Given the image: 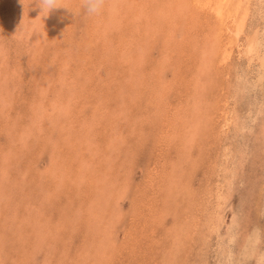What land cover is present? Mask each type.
I'll return each mask as SVG.
<instances>
[{
    "label": "rangeland",
    "instance_id": "374dc122",
    "mask_svg": "<svg viewBox=\"0 0 264 264\" xmlns=\"http://www.w3.org/2000/svg\"><path fill=\"white\" fill-rule=\"evenodd\" d=\"M29 1L0 0V264H238L246 253L249 258L245 264H257L258 259L264 264V111L255 112L264 91L257 85L253 90H243L244 93L237 88L234 71L238 61L246 63V56L236 49L235 37L227 24L223 25L212 10L204 7L205 0H104L105 9L102 7L96 14L85 10L83 0H57L56 12L51 9L48 13L53 12L46 17V12L37 6L39 0ZM256 1L229 0L225 8L232 18L236 15L244 19L248 28L243 37L262 22L264 1ZM161 8L168 9V24L165 17L164 21L154 18ZM202 43L211 51L202 49ZM78 45L80 48L73 51ZM201 52L210 60L203 59ZM224 53L232 57L227 65L222 61ZM203 63L206 67L202 71ZM178 77L183 81H178ZM200 82L203 85L197 84ZM166 85L172 86L170 90ZM236 122L244 126L239 135L234 131ZM240 139L248 142L245 140L244 144ZM157 143L162 147L160 151ZM223 147L233 149V155L228 157L231 163L238 162L241 156L237 175L243 174L239 176L243 183L238 185L240 179H235V188L226 202L219 196V182L225 176L224 165L231 163L225 158ZM180 192L182 196H178ZM205 197L207 202L203 201ZM255 231L260 235V243L251 250L249 241L254 239ZM225 248L234 252L226 259Z\"/></svg>",
    "mask_w": 264,
    "mask_h": 264
},
{
    "label": "bare ground",
    "instance_id": "6f19581e",
    "mask_svg": "<svg viewBox=\"0 0 264 264\" xmlns=\"http://www.w3.org/2000/svg\"><path fill=\"white\" fill-rule=\"evenodd\" d=\"M27 1H29V0H27ZM60 1V0H59ZM148 1V0H147ZM264 1V0H263ZM7 2V1H6ZM29 2H31V1H29ZM28 2V3H29ZM33 2V1H32ZM203 2H205L204 3V7L206 8V7H208L209 8V10H212L214 13H215V16H217L220 20H222V24L223 25H225L224 23H226L227 24V26H228V28H229V31H230V33L232 34V35H234V37H235V46L237 47L236 49L237 50H239V52H241V55L242 54H245V56H246V63L244 64V65H242L241 64V61H238V63H237V61L235 62V63H237V68L235 69V76L238 78L237 79V84H239V85H237V88L240 90V91H242L243 92V90H247V91H249V89L250 88H252V90H253V88H254V86L256 87V85L257 86H259L263 91H264V11H263V14L262 13H259V14H262V16H261V21L262 22H260L259 24L257 23V27H256V29L254 28V31H252L250 34H249V32H248V34L245 36V37H243V35H245L244 33V31L248 28H245V25H244V19H238V18H236V15H233V18H232V15H230L229 16V14H227L226 12H225V8H227V6H228V2H229V0H205V1H203ZM241 2V1H240ZM245 2V1H244ZM260 2V1H259ZM23 3V2H22ZM26 3V2H25ZM28 3H26V4H28ZM37 3H39V2H37ZM58 3V2H57ZM161 3V2H160ZM238 3V2H237ZM258 3V0L256 1V4ZM33 4V3H32ZM260 4H261V2H260ZM10 5H12V4H10ZM38 5H40V4H37V6ZM59 5V4H58ZM141 5V4H140ZM154 5V4H153ZM157 5V4H156ZM168 6H169V4H167ZM247 5V4H246ZM17 6V5H16ZM116 6V5H115ZM134 6V5H133ZM133 6H130L129 8H132ZM148 6V5H147ZM165 6V5H164ZM236 6V5H235ZM239 4L235 7L236 8V10L235 11H237L238 10V8H239ZM254 6V5H253ZM252 6V7H253ZM259 6V5H258ZM257 5L255 6V7H258ZM261 6V5H260ZM28 7V6H27ZM29 7H30V5H29ZM34 7V6H33ZM135 7H137V6H135ZM134 7V8H135ZM155 7V6H154ZM162 7V6H161ZM254 7V8H255ZM41 8V7H40ZM40 8H38L39 9V11H40ZM149 8V7H148ZM234 8V9H235ZM263 9H264V7H262ZM261 8V9H262ZM102 9V8H101ZM105 9V7H103V10ZM113 9H115V8H113ZM136 9V8H135ZM261 9H259V10H261ZM262 9V10H263ZM51 10V9H50ZM52 10L53 11H55L56 12V9L54 10V8H52ZM76 10V9H75ZM153 10V9H152ZM168 10V9H167ZM167 10H165L164 8L162 9L161 8V10H160V12L158 13V15H157V17H154L155 19H159V18H161L162 20L164 19V17L165 18H167L166 19V21H167V24H168V21H169V17H168V13H167ZM175 10V9H174ZM261 10V11H262ZM53 11H50V13L51 12H53ZM101 11V10H100ZM120 11V10H119ZM139 11H140V9H139ZM142 11V10H141ZM250 11V10H249ZM258 11V10H257ZM256 11V12H257ZM44 12H46V11H44ZM43 12V13H44ZM103 12H105V11H103ZM102 12V13H103ZM114 12V11H113ZM246 12V11H245ZM244 12V13H245ZM50 13H48V14H50ZM141 13V12H140ZM254 13H255V11H254ZM25 14V13H24ZM53 14V13H52ZM138 14V13H137ZM149 14V13H148ZM154 14V13H153ZM240 14V13H239ZM248 14H249V12H248ZM46 15H47V12H46V14H45V17H46ZM117 15V14H116ZM141 15V14H140ZM243 15H245V14H243ZM243 15H240V16H243ZM33 16V15H32ZM51 16V18L53 17L52 15H50ZM50 16H47V17H50ZM115 16V15H114ZM259 16V15H258ZM35 17H36V14H35ZM113 17V16H112ZM147 17H149V16H147ZM163 17V18H162ZM244 17V16H243ZM242 17V18H243ZM254 17V16H253ZM260 17V16H259ZM33 18V17H32ZM114 18V17H113ZM134 18V17H133ZM153 18V19H154ZM230 18H232V20L230 19ZM245 18V17H244ZM29 19H31V18H29ZM38 19V18H37ZM37 19H35V20H37ZM48 19V18H47ZM56 19V18H55ZM135 19V18H134ZM143 19V21H144V18H142ZM150 19V18H149ZM154 19V20H155ZM254 18H252V20H253ZM260 19V18H259ZM34 20V19H33ZM50 20V19H49ZM54 20V19H53ZM59 20V19H58ZM136 21H139V19L137 20V19H135ZM255 21H256V19H254ZM30 21V20H29ZM51 21V20H50ZM55 21V20H54ZM159 21V20H158ZM164 21V20H163ZM231 21V22H230ZM251 21V20H250ZM249 21V22H250ZM52 22V21H51ZM51 22H49V23H51ZM160 22V21H159ZM252 22V21H251ZM254 22V21H253ZM56 23V22H55ZM55 23H53L52 22V25L54 24L55 25ZM136 23H138V22H136ZM158 23V22H157ZM164 23V22H163ZM163 23H161V24H163ZM229 23H231L230 25H229ZM233 23V24H232ZM256 23V22H255ZM30 24H32V23H30ZM141 24V23H140ZM150 24V23H149ZM196 24V23H195ZM247 24V23H246ZM23 25V24H22ZM25 25V24H24ZM29 25V24H28ZM44 25V24H43ZM143 26H144V24H142ZM247 25H249V24H247ZM42 26V25H41ZM141 26V25H140ZM253 26V25H252ZM256 26V25H255ZM36 27V26H35ZM53 27V26H52ZM56 26H54V28H55ZM98 27V26H97ZM43 28H44V26H43ZM119 28V27H118ZM134 28H136L135 26H134ZM161 28V27H160ZM99 29H101V27L99 28ZM123 29V28H122ZM260 29V30H259ZM103 30V29H102ZM111 30V29H110ZM115 30H116V28H115ZM137 30H138V28H137ZM198 30V29H197ZM220 30V29H219ZM251 30V29H250ZM249 30V31H250ZM25 31V30H24ZM104 31H106V29L104 30ZM107 31H108V29H107ZM217 31V30H216ZM124 32V31H123ZM140 32V31H139ZM204 32V31H203ZM37 33V32H36ZM89 33V32H88ZM97 33V32H96ZM128 33H130V32H128ZM154 33V32H153ZM16 34V33H15ZM94 34V33H93ZM104 34V33H103ZM140 34V33H139ZM144 34H146V33H144ZM107 35H109L110 36V34L107 32ZM106 35V36H107ZM149 35V34H148ZM91 36V35H90ZM93 36H95V35H93ZM112 36V35H111ZM117 36H119V35H117ZM213 36V35H212ZM103 37V36H102ZM115 37V36H114ZM139 37V36H138ZM147 37V36H146ZM193 37V36H192ZM229 37V36H228ZM133 38V37H132ZM140 38V37H139ZM219 38V37H218ZM89 39V38H88ZM94 39H96V38H94ZM105 39V38H104ZM115 39V38H114ZM120 39V38H119ZM134 39V38H133ZM142 39V38H141ZM19 40V39H18ZM99 40H100V38L98 39V42H99ZM115 40H117V39H115ZM127 40H129L128 38H126V41L125 42H127ZM243 40V41H242ZM89 41V40H88ZM199 41V40H198ZM82 42H83V40H82ZM90 42V41H89ZM88 42V43H89ZM95 42V41H94ZM97 42V41H96ZM112 42V41H111ZM131 42V41H130ZM183 42V41H182ZM201 42V41H200ZM204 42V41H203ZM232 42V41H231ZM114 43V42H113ZM112 43V44H113ZM117 43V42H116ZM120 43H122V42H119V48L121 49V46H120ZM194 43V42H193ZM196 43V42H195ZM81 44V43H80ZM83 44L84 43H82V46H83ZM85 44H87V42H85ZM96 44V43H95ZM104 44H106L105 42H104ZM103 44V45H104ZM88 45V44H87ZM90 45V44H89ZM102 45V46H103ZM115 45V44H114ZM125 45V44H124ZM202 46V49H204V50H210L211 51V47H208V46H206L205 44L203 45V43L201 44ZM231 45V44H230ZM81 46V45H80ZM86 46V45H85ZM97 46H99V45H97ZM111 46H113V45H111ZM110 46V47H111ZM126 46V45H125ZM204 46V47H203ZM234 46V45H233ZM78 47H79V45L77 46V48L75 47V49H72L73 51L74 50H76V49H78ZM91 46H89V48H90ZM107 47V46H106ZM113 47H115V46H113ZM129 47V46H128ZM72 48V47H71ZM80 48V47H79ZM88 48V49H89ZM119 48L117 49V50H119ZM123 48V47H122ZM85 49V48H84ZM111 49V48H110ZM115 49H116V47H115ZM126 49V48H125ZM183 49H186V48H183ZM198 49H201L200 47L198 48ZM1 50V49H0ZM107 50V49H106ZM105 50V51H106ZM111 50H113V49H111ZM128 50H129V48H128ZM131 50V49H130ZM72 51V52H73ZM90 51V50H89ZM101 51V50H100ZM110 51V50H109ZM113 51H115V50H113ZM121 51V50H120ZM183 51V50H182ZM191 51V50H190ZM205 51V52H206ZM210 51H208V52H210ZM2 52V51H1ZM82 52V51H81ZM84 52V51H83ZM96 52V51H95ZM99 52V51H98ZM97 52V53H98ZM118 52V51H117ZM195 52V51H194ZM78 53V52H77ZM88 53V52H87ZM101 53V52H100ZM105 53V52H104ZM185 53H187V52H185ZM197 53V52H196ZM118 54V53H117ZM138 54H140V53H138ZM229 54V53H228ZM236 54H237V52H236ZM86 55V54H85ZM88 55V54H87ZM103 55V54H102ZM201 55H203L202 54V52H201ZM200 55V56H201ZM239 55V54H238ZM74 56V55H73ZM114 56V55H113ZM126 56V55H125ZM188 56V55H187ZM207 56H210L211 57V55L210 54H207ZM237 56V55H236ZM60 57V56H59ZM206 57V56H205ZM65 58V57H64ZM71 58V57H70ZM75 58V57H74ZM119 58V57H118ZM207 58H209V57H207ZM229 58L230 57H228V55H227V53H224V55H223V57H222V61L223 62H230V60H229ZM232 58V57H231ZM230 58V59H231ZM2 59V58H1ZM55 59V58H54ZM61 59V58H60ZM116 59V58H115ZM203 59H205L204 58V55H203ZM82 60H83V58H82ZM120 60V59H119ZM205 60H210V59H205ZM239 60V59H238ZM1 61V60H0ZM74 61V60H73ZM84 62V61H83ZM106 62V61H105ZM109 62V61H108ZM104 63V62H103ZM102 63V64H103ZM206 63H208V62H206ZM214 63V62H213ZM220 63H221V61H220ZM2 64V63H1ZM107 64V63H106ZM117 64V63H116ZM187 64H189V63H187ZM218 64H219V62H218ZM75 65V64H74ZM78 65H79V63H78ZM97 65V64H96ZM104 65V64H103ZM201 65V64H200ZM208 65V64H207ZM224 65V64H223ZM226 65H227V63H226ZM232 65H234V64H232ZM203 66H205L204 65V63L202 64V66H201V68L203 67ZM216 66V65H215ZM81 67V66H80ZM85 67V66H84ZM200 67V66H199ZM206 67V66H205ZM205 67H204V70H205ZM211 67V66H210ZM223 67H225V65L223 66ZM4 68H5V66H4ZM66 68V67H65ZM108 68V67H107ZM187 68H188V66H187ZM194 68H195V66H194ZM219 68V67H218ZM72 69V68H71ZM104 69V68H103ZM193 69V68H192ZM207 69H209V68H207ZM224 69H226V68H224ZM78 70V69H77ZM85 70V69H84ZM134 70V69H133ZM137 70V69H136ZM139 70V69H138ZM213 70V69H212ZM218 70V69H217ZM64 71H66V70H64ZM68 71V70H67ZM66 71V72H67ZM79 71V70H78ZM104 71V70H103ZM191 72H192V70H190ZM189 71V72H190ZM193 71H195L196 72V69L194 70L193 69ZM202 71H203V68H202ZM220 71V70H219ZM77 72V71H76ZM81 72V71H80ZM91 72V71H90ZM189 72H186L187 74L189 73ZM195 72H193V73H195ZM70 73H72V72H70ZM136 73V72H135ZM184 73V72H183ZM229 73H231L230 71H229ZM7 74V73H6ZM9 74V73H8ZM61 74V73H60ZM83 74V73H82ZM89 74V73H88ZM198 74V73H197ZM197 74H195V75H197ZM224 74H226V73H224ZM234 74V73H233ZM5 75V74H4ZM50 75V74H49ZM70 75V74H69ZM77 75H79V74H77ZM80 75H81V73H80ZM90 75V74H89ZM107 75V74H106ZM132 75H134V74H132ZM138 75V74H137ZM184 75V74H183ZM194 75V74H193ZM191 76V77H193L194 78V76ZM53 76V75H52ZM52 76H50V77H52ZM61 76V75H60ZM73 76V75H72ZM72 76H71V78H72ZM75 76V75H74ZM102 76V75H101ZM109 76V75H108ZM139 76V75H138ZM188 76V75H187ZM200 76V75H199ZM198 76V77H199ZM205 76V75H204ZM219 76V75H218ZM230 76V75H229ZM234 76V75H233ZM10 77V76H9ZM64 77V76H63ZM68 77V76H67ZM66 77V78H67ZM80 77V76H79ZM82 77V76H81ZM185 77V76H184ZM201 77V76H200ZM199 77V78H200ZM0 78H2V77H0ZM65 78V77H64ZM102 78V77H101ZM105 78V77H104ZM179 79H180V77H178ZM193 78H192V80H193ZM196 78V77H195ZM203 78V77H202ZM212 78V77H211ZM217 78V77H216ZM53 79V78H52ZM77 79H79L78 78V76H77ZM76 78H75V80L76 81H78ZM93 79V78H92ZM156 79V78H155ZM184 79V78H183ZM183 79L181 78L180 80H178V81H183ZM50 80H51V78H50ZM58 80V79H57ZM60 80H61V78H60ZM60 80H58V81H60ZM68 80V79H67ZM81 80V79H80ZM105 80V79H104ZM108 80V79H107ZM109 80H110V77H109ZM177 80V79H176ZM187 80V79H186ZM196 80H197V78H196ZM196 80H195V83H196ZM199 80V79H198ZM201 80V79H200ZM203 80H205L204 78H203ZM209 80H211V79H209ZM229 80H230V78H229ZM53 81V80H52ZM65 81H66V79H65ZM75 81V82H76ZM178 81H177V83H178ZM181 81V82H182ZM205 81H207V80H205ZM212 81H214L213 80V78H212ZM225 81V80H224ZM54 82V81H53ZM74 82V81H73ZM73 82L71 83V84H73ZM184 82H186L187 83V81H184ZM203 83H204V81H202ZM202 82H200V83H197V84H201ZM211 82V81H210ZM232 82V81H231ZM55 83V82H54ZM79 83H80V81H79ZM82 83V82H81ZM157 84H158V82H156ZM176 83V82H175ZM185 83V84H186ZM189 83H190V81H189ZM203 83H202V85H203ZM221 83V82H220ZM224 83H226V82H224ZM3 84V83H2ZM59 84V83H58ZM76 84V83H75ZM74 84V85H75ZM164 84V83H163ZM170 84V83H169ZM218 84V83H217ZM216 84V85H217ZM229 84V83H228ZM236 84V83H235ZM263 84V85H262ZM65 85V84H64ZM79 85V84H78ZM172 85V84H171ZM170 85V86H171ZM174 85V84H173ZM172 85V86H173ZM179 85H181L180 83H179ZM37 86H39V85H37ZM51 87H52V85H50ZM56 86H58V85H56ZM72 86V85H71ZM167 86V85H166ZM166 86H165V88H166ZM171 86V87H172ZM182 86V85H181ZM205 86V85H204ZM203 86V87H204ZM212 86V85H211ZM218 86V85H217ZM231 86H233V85H231ZM0 87H2V85H0ZM9 87V86H8ZM13 87H14V85H13ZM16 87V86H15ZM14 87V88H15ZM59 87V86H58ZM65 87V86H64ZM97 87H98V85H97ZM171 87H168L167 86V88H169V90H170V88ZM180 87V86H179ZM179 87H175L176 89L177 88H179ZM190 87V86H189ZM195 87V86H194ZM209 87V86H208ZM236 87V86H235ZM235 87H234V89H235ZM36 88V87H35ZM44 88H46V87H44ZM56 88V87H55ZM60 88V87H59ZM70 88V87H69ZM80 88H82L81 86L79 87V89ZM84 88V87H83ZM187 88V87H186ZM206 88V87H205ZM220 88V87H219ZM222 88V87H221ZM229 88V87H228ZM38 89V88H37ZM40 89V88H39ZM85 89V88H84ZM89 89V88H88ZM150 89V88H149ZM153 89V88H152ZM159 89V88H158ZM193 89V88H192ZM197 89V88H196ZM213 89V88H212ZM222 89H224V88H222ZM227 89V88H226ZM232 89V88H231ZM1 90V89H0ZM19 90V89H18ZM45 90V89H44ZM43 90V91H44ZM52 90V89H51ZM153 90H155V89H153ZM163 90V89H162ZM183 90V89H182ZM187 90H188V88H187ZM201 90V89H200ZM216 90V89H215ZM228 90V89H227ZM251 90V91H252ZM8 91V90H7ZM38 91V90H37ZM55 91V90H54ZM57 91V90H56ZM69 91H70V89H69ZM134 91V90H133ZM150 91V90H149ZM148 91V92H149ZM164 91V90H163ZM168 91V90H167ZM166 90H165V92H167ZM185 91V90H184ZM219 91H220V89H219ZM229 91V90H228ZM235 91V90H234ZM237 91V90H236ZM63 92V91H62ZM70 92H72V90L70 91ZM75 92V91H74ZM73 92V93H74ZM78 92H80V91H78ZM90 92V91H89ZM104 92H106V91H104ZM147 92V93H148ZM159 92H160V90H159ZM162 92V91H161ZM180 92V91H179ZM195 92V91H194ZM196 92H198L199 93V89H197V91ZM196 92H195V94L194 95H196ZM202 92H205L203 89H202ZM201 92V96H202V93ZM3 93H4V91H3ZM23 93V92H22ZM38 93V92H37ZM42 93V92H41ZM44 93H46V92H44ZM52 93V92H51ZM140 93V92H139ZM182 93V92H181ZM184 93V92H183ZM182 93V94H183ZM192 93H193V91H192ZM211 93V92H210ZM219 93V92H218ZM224 93V92H223ZM244 93V92H243ZM6 94V93H5ZM4 94V95H5ZM31 94V93H30ZM43 94V93H42ZM58 94V93H57ZM69 94V93H68ZM76 94V93H75ZM135 94V93H134ZM133 94V95H134ZM138 94V93H137ZM136 94V95H137ZM142 94V93H141ZM156 94V93H155ZM162 94V93H161ZM163 94H165L164 92H163ZM162 94V95H163ZM181 94V95H182ZM185 94V93H184ZM191 94V93H190ZM205 94V93H204ZM208 94V93H207ZM206 94V95H207ZM228 94V93H227ZM226 94V95H227ZM234 94V93H233ZM246 94H248V93H246ZM28 95V94H27ZM59 95V94H58ZM71 95V94H70ZM108 95V94H107ZM140 95V94H139ZM146 95V94H145ZM151 95V94H150ZM160 95V94H159ZM158 95V96H159ZM178 95V94H177ZM186 95V94H185ZM194 95H192V96H194ZM212 95V94H211ZM214 95V94H213ZM236 95V94H235ZM11 96V95H10ZM41 96V95H40ZM60 96V95H59ZM65 96V95H64ZM73 96V95H72ZM71 96V97H72ZM81 96V95H80ZM93 96H94V94H93ZM138 96V95H137ZM153 96H154V94H153ZM152 96V97H153ZM166 96V95H165ZM197 96V95H196ZM209 95H207V97H208ZM240 96V95H239ZM245 96V95H244ZM35 97V96H34ZM55 97V96H54ZM82 97H84V96H82ZM87 97V96H86ZM102 97V96H101ZM105 97V96H104ZM133 97V96H132ZM203 97H204V95H203ZM217 97V96H216ZM226 97V96H225ZM257 97V96H256ZM8 98V97H7ZM37 98H38V95H37ZM106 98V97H105ZM134 98H136V97H134ZM187 99H188V96L186 97ZM191 98V97H190ZM222 98V97H221ZM236 98V97H235ZM240 98V97H239ZM242 98V97H241ZM246 98H247V96H246ZM258 98V97H257ZM9 99V98H8ZM39 99V98H38ZM82 99V98H81ZM84 99V98H83ZM87 99V98H86ZM167 99V98H166ZM185 99V98H184ZM183 99V100H184ZM198 99V98H197ZM206 99V98H205ZM248 99V98H247ZM249 99H250V97H249ZM254 99V98H253ZM261 99V98H260ZM46 100V99H45ZM60 100V99H59ZM75 100V99H74ZM139 100V99H138ZM150 100V99H149ZM189 100V99H188ZM188 100H186V101H188ZM191 100V99H190ZM207 100V99H206ZM212 100H214V99H212ZM221 100V99H220ZM226 100V99H225ZM225 100H224V102H225ZM48 101V100H47ZM87 101V100H86ZM103 101V100H102ZM101 101V102H102ZM167 102H168V100H166ZM195 101V100H194ZM222 101V100H221ZM236 101V100H235ZM234 101V102H235ZM259 101V100H258ZM5 102V101H4ZM63 102V101H62ZM76 102V101H75ZM122 102H123V100H122ZM183 102V101H182ZM213 102H215V101H213ZM223 102V101H222ZM253 103H257V102H254V101H252ZM31 103V102H30ZM50 103V102H49ZM84 103H86V102H84ZM88 103H90V102H88ZM94 103H95V101H94ZM187 103V102H186ZM189 103V102H188ZM191 103V102H190ZM197 103V102H196ZM219 103V102H218ZM241 103V102H240ZM52 104V103H51ZM96 104V103H95ZM161 104V103H160ZM165 104H166V102H165ZM164 104V105H165ZM168 104V103H167ZM185 104V103H184ZM226 104H227V102H226ZM243 104V103H242ZM49 105V104H48ZM100 105V104H99ZM124 105V104H123ZM126 105V104H125ZM149 105V104H148ZM186 105V104H185ZM185 105H182V106H185ZM195 105V104H194ZM204 105H206V104H204ZM221 105V104H220ZM232 105V104H231ZM249 105V104H248ZM254 105V104H253ZM252 105V106H253ZM64 106H66V105H64ZM72 106H76V105H72ZM71 106V107H72ZM97 106V105H96ZM152 106H153V104H152ZM187 106V105H186ZM193 106V105H192ZM224 106V105H223ZM228 106V105H227ZM227 106H226V108H227ZM247 106V105H246ZM1 107V106H0ZM50 107V106H49ZM57 107V106H56ZM106 107V106H105ZM124 107V106H123ZM167 107V106H166ZM189 107V106H188ZM229 107V106H228ZM235 107V106H234ZM238 107V106H237ZM256 107L257 108H255L256 109V111L255 112H257V113H262L263 111H264V92H263V101H261L260 100V102H259V105L257 106L256 105ZM5 108V107H4ZM116 108V107H115ZM129 108H130V106H129ZM197 108V107H196ZM211 108V107H210ZM214 108V107H213ZM220 108V107H219ZM223 108V107H222ZM225 108V107H224ZM231 109H232V107H230ZM250 108H251V106H250ZM253 108V107H252ZM55 109V108H54ZM64 109V108H63ZM62 108H61V111L63 110ZM80 109V108H79ZM103 109V108H102ZM118 109V108H117ZM122 109V108H121ZM127 109V108H126ZM180 109V108H179ZM185 109H186V107H185ZM208 109V108H207ZM248 109V108H247ZM32 110V109H31ZM50 110H52V108H50L49 109V111ZM56 110V109H55ZM204 110V109H203ZM202 110V111H203ZM209 110V109H208ZM212 110H214V109H212ZM57 111V110H56ZM82 111V110H81ZM215 111V110H214ZM220 111V110H219ZM228 111V110H227ZM231 111V110H230ZM69 112V111H68ZM72 112V111H71ZM129 112H131V111H129ZM134 112H135V110H134ZM204 112H206V111H204ZM216 112V111H215ZM222 112V111H221ZM225 112V111H224ZM65 113V112H64ZM74 112H72V114H73ZM218 113V112H217ZM234 113V112H233ZM237 113V112H236ZM246 113V112H245ZM4 114V113H3ZM69 114V113H68ZM71 114V113H70ZM119 114V113H118ZM132 114H134L133 112H132ZM227 114H229V113H227ZM247 114V113H246ZM251 114H253V113H251ZM29 115V114H28ZM59 115V114H58ZM75 115V114H74ZM102 116H104L103 114H101ZM113 115V114H112ZM116 115V114H115ZM221 115V114H220ZM254 115H255V113H254ZM34 116H35V114H34ZM48 116V115H47ZM65 116H66V114H65ZM80 116V115H79ZM188 116H189V113H188ZM234 116V115H233ZM50 117V116H49ZM109 117V116H108ZM128 117V116H127ZM222 117H224V116H222ZM226 117V116H225ZM242 117V116H241ZM13 118V117H12ZM11 118V119H12ZM18 118H20V117H18ZM77 118V117H76ZM117 118V117H116ZM119 118V117H118ZM177 118H178V116H177ZM176 118V120H178ZM180 118V117H179ZM219 118V117H218ZM256 118H258V115L255 117V119ZM261 118V117H260ZM37 119V118H36ZM50 119V118H49ZM105 119V118H104ZM127 119V118H126ZM175 119V118H174ZM222 119V118H221ZM225 119V118H224ZM239 119V118H238ZM262 119V118H261ZM34 120V119H33ZM51 120V119H50ZM59 120V119H58ZM100 120V119H99ZM181 120V119H180ZM186 120H188V119H186ZM201 120V119H200ZM204 120V119H203ZM206 120V119H205ZM232 120V119H231ZM243 120V119H242ZM17 121V120H16ZM37 121H39V120H37ZM122 121V120H121ZM234 121H235V119H234ZM249 121H251V120H249ZM255 121V120H254ZM261 121V120H260ZM82 122V121H81ZM207 122V121H206ZM215 122V121H214ZM228 122H230V121H227V123ZM233 122V121H232ZM238 122V121H237ZM236 122V125H235V130L234 131H236V134L237 135H239L240 133H241V130H243V128H244V126H243V124H238ZM247 122V121H246ZM255 122H257V121H255ZM80 123V122H79ZM121 123V122H120ZM165 123V122H164ZM227 123H225V125L227 124ZM234 123V122H233ZM241 123H243V122H241ZM248 123V122H247ZM250 123V122H249ZM37 124V123H36ZM53 124V123H52ZM148 124H149V122H148ZM153 124H154V122H153ZM161 124V123H160ZM163 124V123H162ZM54 125H55V123H54ZM86 125V124H85ZM151 125V124H150ZM170 125V124H169ZM244 125H246V124H244ZM249 125V124H248ZM34 126V125H33ZM115 126V125H114ZM154 126V125H153ZM53 127V126H52ZM59 127H62V124L59 126ZM87 127V126H86ZM90 127V126H89ZM146 127H149V126H147L146 125ZM160 127V126H159ZM158 127V128H159ZM226 127H229V125L228 126H226ZM234 127V126H233ZM254 127V126H253ZM252 127V128H253ZM67 128V127H66ZM73 128V127H72ZM156 128V127H155ZM163 128V127H162ZM188 128V127H187ZM224 128V127H223ZM251 128V127H250ZM250 128H248V129H250ZM71 129V128H70ZM114 129V128H113ZM112 129V130H113ZM117 129V128H116ZM122 129V128H121ZM143 129V128H142ZM152 129V128H151ZM151 129H149V131L151 130ZM168 129V128H167ZM225 129V128H224ZM247 129V128H246ZM34 130V129H33ZM40 130V129H39ZM64 130V129H63ZM62 130V131H63ZM72 130V129H71ZM75 130V129H74ZM38 131V130H37ZM48 131V130H47ZM54 131V130H53ZM70 131V130H69ZM88 131H89V129H88ZM117 131H119V128H118V130ZM121 131V130H120ZM144 131V130H143ZM148 131V132H149ZM152 131V130H151ZM151 131L149 132V133H151ZM159 131V130H158ZM164 131V130H163ZM162 131V132H163ZM207 131H208V129H207ZM254 131V130H253ZM82 132V131H81ZM87 132V131H86ZM113 132V131H112ZM148 132H147V134H148ZM165 132V131H164ZM175 132V131H174ZM190 132V131H189ZM211 132V131H210ZM249 132V131H248ZM252 132V131H251ZM251 132L249 133V134H251ZM121 133V132H120ZM161 133V132H160ZM159 133V134H160ZM169 133V132H168ZM218 133V132H217ZM235 133V132H234ZM246 133V132H245ZM244 133V134H245ZM262 133V132H261ZM36 134V133H35ZM74 134V133H73ZM90 134V133H89ZM117 134V133H116ZM119 134V133H118ZM153 134H154V132H153ZM167 134V133H166ZM185 134V133H184ZM99 135V134H98ZM97 135V136H98ZM139 135V134H138ZM168 135V134H167ZM170 135V134H169ZM252 135H253V132H252ZM43 136H45V135H43ZM66 136V135H65ZM72 136H74V135H72ZM86 136V135H85ZM96 136V135H95ZM94 136V137H95ZM114 136V135H113ZM148 136V135H147ZM151 135H149V137H150ZM172 136V135H171ZM175 136H176V134H175ZM220 136V135H219ZM235 136V134L233 135V137ZM249 136V135H248ZM33 137H34V135H33ZM61 137V136H60ZM64 137V136H63ZM103 137V136H102ZM138 137V136H137ZM166 137V136H165ZM177 137V136H176ZM238 137V136H237ZM246 137V136H245ZM256 137H257V135H256ZM37 138V137H36ZM45 138H47V137H45ZM74 138V137H73ZM147 139H149L148 137H146ZM151 138V137H150ZM158 138V137H157ZM187 138V137H186ZM247 138H249V137H247ZM84 139V138H83ZM96 139H98V138H96ZM104 139V138H103ZM138 139V138H137ZM140 139V138H139ZM156 139V138H155ZM160 139V138H159ZM179 139V138H178ZM234 139H236V138H234ZM233 139V140H234ZM165 140H166V138H165ZM225 140V139H224ZM228 140V139H227ZM240 140H243V141H241V142H244V144H245V142L248 140H246V139H240ZM246 140V141H245ZM252 140V139H251ZM263 140V139H262ZM44 141H46V140H44ZM48 141H50V140H48ZM94 141V140H93ZM148 141V140H147ZM152 141V140H151ZM162 141V140H161ZM171 141V140H170ZM182 141V140H181ZM229 141V140H228ZM76 142V141H75ZM78 142V141H77ZM80 142V141H79ZM90 142V141H89ZM129 142V141H128ZM139 142H141V141H139ZM145 142V141H144ZM168 143H169V140L167 141ZM241 142H240V144H241ZM248 142V141H247ZM73 143V142H72ZM93 143V142H92ZM92 143H89V144H92ZM119 143H120V140H119ZM135 143V142H134ZM156 143V142H155ZM225 143V142H224ZM75 144H77V143H75ZM80 144H82V143H80ZM79 144V145H80ZM129 144H131V142H129ZM227 144V143H226ZM228 144H230V142L228 143ZM237 144V143H236ZM238 144H239V142H238ZM244 144H241L242 146L244 145ZM74 145V144H73ZM84 145V144H83ZM99 145V144H98ZM132 145V144H131ZM135 145V144H134ZM157 146L159 145L158 143L156 144ZM218 145V144H217ZM253 145V144H252ZM264 145V144H263ZM76 146V145H75ZM116 146V145H115ZM133 146V145H132ZM170 147H171V145H169ZM175 146V145H174ZM179 146V145H178ZM224 146V145H223ZM231 146V145H230ZM229 146V147H230ZM246 146V145H245ZM134 147V146H133ZM159 147H161V146H158V150L160 151V149H159ZM177 147V146H176ZM254 147V146H253ZM74 148V147H73ZM72 148V149H73ZM86 148V147H85ZM100 148V147H99ZM162 148V147H161ZM182 148H183V146H182ZM188 147H186V149H187ZM191 148V147H190ZM223 148H225V147H223ZM244 148V147H243ZM246 148V147H245ZM60 149V148H59ZM75 149V148H74ZM79 149H81V148H79ZM96 149V148H95ZM136 149H138L137 148V146H136ZM193 149V148H192ZM220 149V148H219ZM71 150V149H70ZM87 150V149H86ZM177 150V149H176ZM183 150V149H182ZM194 150V149H193ZM214 150V149H213ZM213 150H212V152H213ZM255 150H257V148L255 149ZM254 150V151H255ZM262 150H264V147L262 148ZM95 151V150H94ZM180 151V150H179ZM217 151V150H216ZM222 151H224L223 152V154H225L226 155V159H228V157L232 154V152H233V149L232 148H225V150H222ZM221 151V152H222ZM248 151V150H247ZM252 151V150H251ZM54 152V151H53ZM70 152V151H69ZM72 152V151H71ZM99 152V151H98ZM116 152V151H115ZM211 152V151H210ZM226 152V153H225ZM253 152V151H252ZM251 152V153H252ZM57 153V152H56ZM82 153V152H81ZM194 153V152H193ZM207 153L208 152H206V157H208L207 156ZM243 153V152H242ZM96 154V153H95ZM179 154V153H178ZM192 154V153H191ZM260 154H262V153H260ZM86 155V154H85ZM197 155V154H196ZM219 155V154H218ZM233 155V154H232ZM242 155V154H241ZM246 155V154H245ZM248 155V154H247ZM263 155V154H262ZM71 156V155H70ZM72 156H73V154H72ZM115 156V155H114ZM217 156V155H216ZM257 156V155H256ZM119 157H121V155L119 156ZM194 157V156H193ZM240 157L241 156H239V158H237L238 159V162L240 161ZM249 157V156H248ZM259 156H257V158H258ZM101 158V157H100ZM189 158H191V156L189 157ZM188 158V159H189ZM215 158V157H214ZM216 158H218V157H216ZM247 158V157H246ZM250 158V157H249ZM248 158V159H249ZM74 159V158H73ZM72 159V160H73ZM184 159H186V158H184ZM192 159V158H191ZM197 159H198V156H197ZM236 159V158H235ZM250 159H252V158H250ZM256 159V158H255ZM5 160V159H4ZM67 160V159H66ZM105 160V159H104ZM107 160V159H106ZM218 160H220V159H218ZM224 160V159H223ZM223 160H221V162L223 161ZM229 160V159H228ZM242 160V159H241ZM85 161V160H84ZM198 161H199V159H198ZM205 161H206V159H205ZM230 161V160H229ZM253 161V160H252ZM255 161V160H254ZM262 161V160H261ZM77 162V161H76ZM95 162V161H94ZM104 162V161H103ZM170 162V161H169ZM180 162H181V159H180ZM201 162V161H200ZM225 162H227V161H225ZM233 162H234V160H233ZM238 162H235V163H231V161H230V163L231 164H229V163H226L225 165H224V168H225V170H223V172L225 173V176L223 177V174H222V177H223V179L219 182L220 184V188H221V193L219 192V190H218V192L220 193V195L219 196H221L225 201L224 202H226L228 199L230 200V198H231V195H232V190L235 188V184H236V180L235 179H240V180H238L237 181V183H238V185H241L243 182H242V178L240 177L239 178V176L242 174V172H241V174L240 175H237V174H239V170H238V166L240 165ZM79 163V162H78ZM90 163V162H89ZM202 163V162H201ZM223 163V162H222ZM222 163H221V165H222ZM242 163V162H241ZM255 163V162H254ZM261 163H263V162H261ZM3 164V163H2ZM70 164H71V162H70ZM93 164V163H92ZM186 164V163H185ZM184 164V165H185ZM215 164V163H214ZM258 164H260V163H258ZM6 165V164H5ZM69 165V164H68ZM209 165H211V166H214L215 167V165H212V164H209ZM263 165V164H262ZM75 166V165H74ZM89 166V165H88ZM92 166V165H91ZM166 166V165H165ZM180 166V165H179ZM259 166V165H258ZM6 167V166H5ZM93 167V166H92ZM170 167V166H169ZM168 167V168H169ZM173 167V166H172ZM171 167V168H172ZM196 167V166H195ZM262 167V166H261ZM75 168V167H74ZM79 168H80V166H79ZM88 168V167H87ZM189 168V167H188ZM197 168V167H196ZM216 168V167H215ZM223 168V169H224ZM264 168V167H263ZM6 169H7V167H6ZM71 169V168H70ZM95 169V168H94ZM192 169V168H191ZM218 169V168H217ZM221 169V168H220ZM260 169V168H259ZM1 170V169H0ZM4 170V169H3ZM98 170V169H97ZM108 170V169H107ZM106 170V171H107ZM166 170V169H165ZM173 170H174V168H173ZM212 170V169H211ZM222 170V169H221ZM255 170V169H254ZM72 171V170H71ZM81 171H83V168L81 169ZM175 171V170H174ZM214 171H215V169H214ZM217 171H219V170H217ZM5 172V171H4ZM3 172V173H4ZM100 172V171H99ZM159 172V171H158ZM161 172H163V171H161ZM258 172V171H257ZM148 173V172H147ZM210 173V172H209ZM218 173V172H217ZM222 173V172H221ZM220 173V174H221ZM68 174V173H67ZM76 174V173H75ZM170 174H172V173H170ZM253 174H255L254 172H253ZM10 175V174H9ZM70 175V174H69ZM77 175V174H76ZM157 175V174H156ZM179 175V174H178ZM243 175V174H242ZM3 176V175H2ZM72 176V175H71ZM79 176V175H78ZM84 176V175H83ZM95 176V175H94ZM215 175H213V177H214ZM221 176V175H220ZM61 177V176H60ZM67 177H68V175H67ZM148 177H151V176H147V178ZM264 177V176H263ZM69 178V177H68ZM79 178V177H78ZM85 178H87V177H85ZM243 178H244V176H243ZM3 179V178H2ZM62 179V178H61ZM66 179V178H65ZM76 179H77V177H76ZM162 179V178H161ZM168 179V178H167ZM216 179V178H215ZM214 179V180H215ZM252 179V178H251ZM80 180V179H79ZM89 180V179H88ZM148 180V179H147ZM163 180V179H162ZM186 180H187V178H186ZM189 180V179H188ZM209 180V179H208ZM218 180V179H217ZM6 181H7V179H6ZM69 181H70V179H69ZM82 181H84V179H82ZM86 181V180H85ZM112 181V180H111ZM169 181V180H168ZM244 181H245V178H244ZM145 182H146V180H145ZM151 182V181H150ZM178 182V181H177ZM205 182H207V181H205ZM204 182V183H205ZM242 182V183H241ZM251 182V181H250ZM263 182H264V179H263ZM81 183V182H80ZM127 183V182H126ZM153 183H155V182H153ZM174 183V182H173ZM72 184V183H71ZM83 184V183H82ZM92 184V183H91ZM158 184H159V180H158ZM157 184V185H158ZM186 184V183H185ZM188 184H189V182H188ZM191 184V183H190ZM214 184V183H213ZM81 185V184H80ZM206 185V184H205ZM204 185V186H205ZM57 186H59V185H57ZM56 186V187H57ZM183 186V185H182ZM207 186V185H206ZM212 186V185H211ZM264 186V185H263ZM77 187V186H76ZM156 187V186H155ZM168 187H170V186H167V188ZM185 187H187V186H185ZM192 187V186H191ZM213 187H214V185H213ZM82 188H83V186H82ZM86 188V187H85ZM84 188V189H85ZM90 188V187H89ZM93 188V187H92ZM105 188V187H104ZM189 188V187H188ZM215 188V187H214ZM180 189H182V188H180ZM197 189V188H196ZM10 190V189H9ZM163 190V189H162ZM203 190V189H202ZM91 191V190H90ZM107 191V190H106ZM160 191V190H159ZM165 191V190H164ZM178 191V190H177ZM176 191V192H177ZM184 191H186V190H184ZM190 191H191V189H190ZM200 191V190H199ZM214 191V190H213ZM172 192V191H171ZM193 193H194V190L192 191ZM201 192V191H200ZM205 192V191H204ZM215 192V191H214ZM91 193V192H90ZM187 193V192H186ZM250 193H252V192H250ZM163 194V193H162ZM188 194V193H187ZM201 194V193H200ZM206 194V193H205ZM178 195V194H177ZM197 195V194H196ZM199 195V194H198ZM164 196V195H163ZM166 196V195H165ZM172 197H173V194L171 195ZM178 196H182V192H180V194L178 195ZM177 196V197H178ZM195 196V194L193 195V197ZM202 196H203V193H202ZM214 196H216V194L214 195ZM213 196V197H214ZM157 197V196H156ZM161 197V196H160ZM190 197V196H189ZM212 197V198H213ZM46 198V197H45ZM175 198V197H174ZM179 198V197H178ZM188 198V197H187ZM192 198V197H191ZM200 198H201V196H200ZM247 198V197H246ZM4 199V198H3ZM161 199V198H160ZM167 199V198H166ZM166 199H164V201L166 200ZM186 199V198H185ZM193 199V198H192ZM196 199V198H195ZM216 199V198H215ZM215 199H214V201H215ZM217 199H219V198H217ZM162 200V199H161ZM160 200V201H161ZM188 200V199H187ZM209 200V199H208ZM180 201H181V199H180ZM185 201V200H184ZM190 201V200H189ZM194 201V200H193ZM196 201V200H195ZM203 201H206L207 202V200H206V197H205V200H203ZM212 201V200H211ZM29 202H31V201H29ZM167 202H168V200H167ZM178 202H179V200H178ZM213 202V201H212ZM211 202V203H212ZM169 203H171V202H169ZM168 203V204H169ZM193 203V202H192ZM209 203V202H208ZM207 203V204H208ZM216 203V202H215ZM223 203V202H222ZM31 204V203H30ZM164 204V203H163ZM174 204V203H173ZM187 204H190V202L189 203H187ZM194 204H196V203H194ZM219 205H218V207H221V205H220V203H218ZM171 205H172V203H171ZM171 205L169 206V209L171 208ZM199 206V204H196V206ZM200 205H201V203H200ZM212 205V204H211ZM216 205V204H215ZM165 206H167L166 204H165ZM174 206V205H173ZM172 206V207H173ZM195 206V207H196ZM240 206V205H239ZM168 207V206H167ZM204 207H206V205H205V203H204ZM40 208V207H39ZM108 208V207H107ZM179 208V207H178ZM184 208V207H183ZM194 208V207H193ZM213 208H214V206H213ZM240 208V207H239ZM238 208V209H239ZM51 209H53L52 207H51ZM111 209V208H110ZM114 209V208H113ZM186 209V208H185ZM183 210L184 212L186 211V210ZM219 210H220V208H218ZM106 210H108V209H106ZM188 210V209H187ZM198 210V209H197ZM258 210V209H257ZM263 210V209H262ZM109 211V210H108ZM117 211V210H116ZM155 211V210H154ZM157 211V210H156ZM178 211V210H177ZM181 211V210H180ZM190 211V210H189ZM240 211V210H239ZM246 211V210H245ZM251 211V210H250ZM38 212V211H37ZM122 212V211H121ZM120 212V213H121ZM182 212V211H181ZM180 212V213H181ZM184 212H182V213H184ZM256 212H258V211H256ZM50 213V212H49ZM158 213V212H157ZM165 213V212H164ZM218 213V212H217ZM221 212H219V214H220ZM9 214V213H8ZM8 214H7V216H8ZM41 214V213H40ZM111 214V213H110ZM117 214H119V213H117ZM162 214V213H161ZM185 214V213H184ZM224 214V213H223ZM236 214V213H235ZM239 214H241V215H239V216H243L244 215V213H239ZM252 214V213H251ZM47 215V214H46ZM155 215V214H154ZM173 215H174V213H173ZM181 215V214H180ZM193 215V214H192ZM43 216V215H42ZM181 216H183V215H181ZM236 216H237V214H236ZM9 217H11V216H9ZM91 217V216H90ZM112 217V216H111ZM117 217V216H116ZM135 217V216H134ZM172 217V216H171ZM185 217V216H184ZM254 217V216H253ZM47 218V217H46ZM120 217L118 216V219H119ZM136 218V217H135ZM138 218V217H137ZM141 218V217H140ZM145 218V217H144ZM153 218V217H152ZM172 218H174V217H172ZM187 218V217H186ZM185 218V219H186ZM237 218H239V217H237ZM242 218V217H241ZM247 218V217H246ZM261 218V217H260ZM9 219V218H8ZM39 219V218H38ZM43 219V218H42ZM59 219V218H58ZM106 219H108V218H106ZM133 219V218H132ZM139 219V218H138ZM243 219V218H242ZM63 220V219H62ZM141 220V219H140ZM143 220V219H142ZM150 220V219H149ZM154 220V219H153ZM152 220V221H153ZM181 219H179V221H180ZM237 220V219H236ZM109 221V220H108ZM111 221V220H110ZM132 221V220H131ZM151 221V220H150ZM247 221V220H246ZM41 222V221H40ZM91 222V221H90ZM133 222V221H132ZM182 222V221H181ZM191 222H192V220H191ZM191 222H189V223H191ZM31 223V222H30ZM54 223V222H53ZM52 223V224H53ZM106 223V222H105ZM177 223V222H176ZM184 223V222H183ZM245 223V222H244ZM77 224V223H76ZM109 224V223H108ZM147 224V223H146ZM178 224V223H177ZM193 224V223H192ZM195 224V223H194ZM193 224V225H194ZM248 224V223H247ZM246 224V225H247ZM41 225V224H40ZM150 225H151V223H150ZM178 225H180V224H178ZM236 225H238V223L236 224ZM135 226H136V224H135ZM137 226H138V224H137ZM142 226H143V224H142ZM173 226V225H172ZM180 226H183V225H180ZM20 227V226H19ZM133 227V226H132ZM177 227V226H176ZM58 228V227H57ZM129 228H131V227H129ZM134 228V227H133ZM141 228V227H140ZM181 228V227H180ZM194 228V227H193ZM239 228V227H238ZM175 229V228H174ZM45 230H47V229H45ZM44 230V231H45ZM92 230V229H91ZM135 230V229H134ZM194 230H196L195 228H194ZM259 230V229H258ZM24 231V230H23ZM48 231V230H47ZM50 231V230H49ZM213 231V230H212ZM242 231H244V230H242ZM260 231V230H259ZM263 231V230H262ZM43 232V231H42ZM92 232V231H91ZM131 232V231H130ZM160 232H162V231H160ZM180 232V231H179ZM194 232H196V231H194ZM246 232V231H245ZM256 232V231H255ZM133 233V232H132ZM131 233V234H132ZM141 233V232H140ZM230 233H231V231H230ZM237 233V232H236ZM244 233V232H243ZM242 233V234H243ZM41 234V233H40ZM44 235H45V233H43ZM51 234V233H50ZM105 234V233H104ZM135 234V233H134ZM232 234V233H231ZM230 234V235H231ZM261 234V233H260ZM103 235V234H102ZM164 235V234H163ZM173 235V234H172ZM172 235H170V236H172ZM181 235V234H180ZM255 237H254V239L253 240H251V241H249V243H250V248H251V250H253L254 248H256V243L257 242H259V241H257V240H259V237H260V235H259V233L258 232H256V233H254L253 234ZM54 236V235H53ZM125 236V235H124ZM127 236V235H126ZM166 236V235H165ZM169 236V235H168ZM167 236V237H168ZM169 236V237H170ZM232 236V235H231ZM261 236H262V234H261ZM45 237H46V235H45ZM50 237V236H49ZM101 237V236H100ZM99 237V238H100ZM161 237V236H160ZM168 237V238H169ZM234 237V236H233ZM232 237V238H233ZM127 238V237H126ZM130 238V237H129ZM132 238V237H131ZM188 238V237H187ZM235 238V237H234ZM246 238H247V235H246ZM52 239V238H51ZM104 239H106V238H104ZM108 239V238H107ZM189 239V238H188ZM229 239V238H228ZM261 239V238H260ZM111 240V239H110ZM179 240V239H178ZM262 240V239H261ZM52 241H53V239H52ZM104 241V240H103ZM190 241V240H189ZM229 241H231V240H229ZM99 242V241H98ZM133 242V241H132ZM227 242V241H226ZM225 242V243H226ZM245 242H248V241H245ZM104 243V242H103ZM102 243V244H103ZM109 243V242H108ZM223 243V242H222ZM260 243V242H259ZM134 244V243H133ZM115 245V244H114ZM179 245V244H178ZM84 246V245H83ZM221 246V245H220ZM109 247L111 248L112 247V244L111 245H109ZM121 247V246H120ZM119 247V249H121ZM218 247V246H217ZM117 248V247H116ZM115 248V249H116ZM177 247L175 246V249H176ZM220 248V247H219ZM218 248V250L220 251V249ZM98 249V248H97ZM119 249H118V251H119ZM126 249V248H125ZM125 249L123 250V251H125ZM242 249V248H241ZM113 250V249H112ZM180 250V249H179ZM222 250V249H221ZM256 250V249H255ZM53 251V250H52ZM115 251V250H114ZM250 251V250H249ZM248 251V252H249ZM90 252H92V251H90ZM96 252V251H95ZM94 252V253H95ZM108 252V251H107ZM252 252V251H251ZM82 253H83V251H82ZM87 253V252H86ZM85 253V254H86ZM97 253V252H96ZM106 253V252H105ZM111 253V252H110ZM115 253V254H114ZM113 254L114 255H116V251L114 252ZM125 253V252H124ZM222 253V252H221ZM233 253L234 252H232L231 250H229L228 248H225V250H223V256H226V257H224L225 259L228 257H230V255H233ZM263 253V252H262ZM32 254V253H31ZM107 254V253H106ZM112 254V253H111ZM261 254V253H260ZM87 255H88V253H87ZM91 255V254H90ZM108 255V254H107ZM258 255V254H257ZM84 256V255H83ZM103 256V255H102ZM101 256V257H102ZM118 256V255H117ZM127 256V255H126ZM237 256V255H236ZM252 256V255H251ZM115 257V256H114ZM240 257V256H239ZM260 257V256H259ZM93 258V257H92ZM100 258V257H99ZM107 258V257H106ZM142 258V257H141ZM144 258V257H143ZM149 258V257H148ZM224 258H221V259H223V262H225V260H224ZM241 258V257H240ZM240 258H238L236 261H239V259ZM249 258V254L248 253H246V254H243V258H242V260L240 261V263H238V264H245V261L247 260ZM91 259V258H90ZM146 259V258H145ZM141 260V259H140ZM147 260V259H146ZM229 260V259H228ZM217 261V260H216ZM233 261V260H232ZM144 262V261H143ZM94 263V262H93ZM102 263V262H101ZM139 263V262H138ZM263 263V262H262ZM141 264V263H140ZM145 264V263H144ZM257 264H261V262H260V259H258V262H257Z\"/></svg>",
    "mask_w": 264,
    "mask_h": 264
},
{
    "label": "clouds",
    "instance_id": "9594fccd",
    "mask_svg": "<svg viewBox=\"0 0 264 264\" xmlns=\"http://www.w3.org/2000/svg\"><path fill=\"white\" fill-rule=\"evenodd\" d=\"M40 7L43 11H48L59 6L57 0H39ZM104 5V0H83V7L89 14L98 13ZM42 11V12H43Z\"/></svg>",
    "mask_w": 264,
    "mask_h": 264
}]
</instances>
